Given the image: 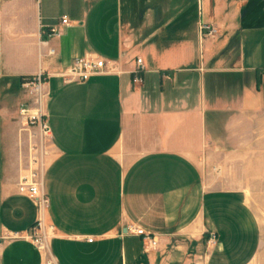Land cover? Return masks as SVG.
I'll return each mask as SVG.
<instances>
[{
	"label": "crops",
	"instance_id": "1",
	"mask_svg": "<svg viewBox=\"0 0 264 264\" xmlns=\"http://www.w3.org/2000/svg\"><path fill=\"white\" fill-rule=\"evenodd\" d=\"M204 9L217 35L201 44ZM88 57L113 71L64 82ZM39 72L48 249L2 240L39 216L17 190L28 151L16 168L14 136L0 264H251L261 229L250 200L264 192V0H0V117L16 119L29 102L20 79Z\"/></svg>",
	"mask_w": 264,
	"mask_h": 264
},
{
	"label": "built area",
	"instance_id": "2",
	"mask_svg": "<svg viewBox=\"0 0 264 264\" xmlns=\"http://www.w3.org/2000/svg\"><path fill=\"white\" fill-rule=\"evenodd\" d=\"M61 24L66 25V18L61 19ZM198 32L202 36L203 32L208 37H214L216 33L215 29L198 22ZM52 35H56L54 30H51ZM137 72L142 71L141 60H136ZM113 69H109L104 60L88 57L84 59H78L72 62L71 66L60 75L64 82H85L91 76L97 74H105L112 72ZM134 82L138 81V78L133 79ZM45 79L44 74L39 72L32 77H24L22 79V86L29 90L31 95V104L26 107H20L18 110L21 120H23V129L29 130L28 140V161L24 172L18 179L17 190L18 193L33 200L38 209V219L30 229V231L19 234L17 232L7 233L2 238L3 241L12 240H29L31 244L43 253L47 252V243L50 235V228L44 225V211L48 206V198L43 191V172L47 165V143L51 138V128L47 121V116L44 113V104L47 97V93L44 90ZM132 232L137 236H143L144 240L148 241L149 247H155L156 242L153 238L145 235L143 231L134 229ZM91 242L92 240H87ZM215 242V236H209V243Z\"/></svg>",
	"mask_w": 264,
	"mask_h": 264
},
{
	"label": "rangeland",
	"instance_id": "3",
	"mask_svg": "<svg viewBox=\"0 0 264 264\" xmlns=\"http://www.w3.org/2000/svg\"><path fill=\"white\" fill-rule=\"evenodd\" d=\"M198 19H199V14H198ZM202 23L213 28L212 26L206 24L208 22H207L205 9L202 10ZM206 35L203 32L202 36H200L198 32V36L200 38V39L198 38V42L203 43L208 38H214L217 35V31L214 34V37H208ZM22 79H20V89L24 90L27 93L29 97V102L26 105H23L21 107H26L31 104V95L29 94V90L25 89L22 86ZM23 123L24 122L23 120H21L19 113L17 114L16 119H13V120H6L5 118L0 117V181L3 178H6L7 176H9L12 172H14L16 168L19 167L18 165L20 164L19 159L22 162L21 164L24 165V156L26 155L28 148H29L28 146V140H30L29 130L31 129L25 128L24 130L22 127ZM14 136L17 137V141H15L16 142L15 151L17 153V159H18L16 168L14 166V161H13L14 160V156H13L14 146L13 144L12 145L10 144V141L13 140ZM47 148H48V143H47ZM250 196L251 195H249V197ZM251 198L252 199L250 201L253 203L255 207V211L257 213V219L259 220L260 229H261V241H260L259 253L252 260L251 264H264V192L255 194L254 196H251ZM19 234H22V233L19 232ZM142 241H145V240L142 239ZM7 242H11V241H7ZM155 248L156 246L149 247V249H155Z\"/></svg>",
	"mask_w": 264,
	"mask_h": 264
},
{
	"label": "bare ground",
	"instance_id": "4",
	"mask_svg": "<svg viewBox=\"0 0 264 264\" xmlns=\"http://www.w3.org/2000/svg\"><path fill=\"white\" fill-rule=\"evenodd\" d=\"M47 247H48V243H47Z\"/></svg>",
	"mask_w": 264,
	"mask_h": 264
}]
</instances>
